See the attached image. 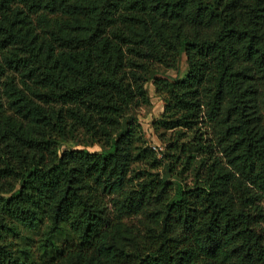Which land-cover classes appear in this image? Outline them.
<instances>
[{
  "label": "trees",
  "instance_id": "obj_1",
  "mask_svg": "<svg viewBox=\"0 0 264 264\" xmlns=\"http://www.w3.org/2000/svg\"><path fill=\"white\" fill-rule=\"evenodd\" d=\"M10 1L1 0L0 37L29 55L6 59L38 64L61 106H37V135L0 132V264H264V0H23L33 14L72 15L57 51L37 46L24 31L28 12H10ZM183 54L185 78L154 77ZM151 80L166 95L160 123L193 129L205 119L217 140L221 156L202 161L190 187L132 168L142 150L152 154L136 151L133 122L134 108L150 103ZM72 126L102 149L61 148ZM110 207L144 214L143 229L116 237ZM21 229L40 233L49 257L16 255L9 237ZM61 234L73 244L61 246Z\"/></svg>",
  "mask_w": 264,
  "mask_h": 264
},
{
  "label": "rangeland",
  "instance_id": "obj_2",
  "mask_svg": "<svg viewBox=\"0 0 264 264\" xmlns=\"http://www.w3.org/2000/svg\"><path fill=\"white\" fill-rule=\"evenodd\" d=\"M7 9L11 12H18L21 9L28 12L30 20L29 30L37 37V46L42 51L55 48L57 51L64 48L62 38L72 21V15L64 7L57 10L40 8L38 13L28 9L29 2L23 0H11ZM1 6V0H0ZM1 20V15H0ZM37 32V33H35ZM72 53L81 55V50ZM19 55L26 59L29 54L21 44L7 46L4 38L0 37V132L3 130L15 129L24 134L37 135L40 129L41 115L35 114L37 106L41 111L47 112L53 107L59 108L60 101L51 95L57 85L51 81L50 77H45L43 69L38 68L35 62H26V66H13L6 57ZM69 58L71 56L69 55ZM72 60V59H70ZM159 73L154 77L165 78L176 81L185 78L189 67L186 54H183L176 67H158ZM150 94L149 104H140L134 108L133 120L137 124L136 145L140 149L152 151L151 156H147L142 150V155L136 157L132 163V168L137 176L152 173L155 177L166 180L171 186L180 182L185 187H190L195 183L197 171L201 162H205L212 153L221 156L217 140L212 129L205 119L195 125V127L166 128L159 120L162 118L166 106V95H160L155 91L153 80L145 84ZM264 117V114H263ZM69 129L67 139L61 144L62 147L87 149L97 151L102 149L97 137L88 132L84 127L72 126ZM211 144V150L205 152L203 149L196 150L195 143ZM184 150H183V148ZM3 145L0 143V167H3ZM165 155V157H164ZM188 156H193L194 163L191 166L185 164ZM173 160V163H168ZM4 190V189H3ZM110 228L118 238L127 237L130 234L139 232L144 227L145 215L121 216L112 207L109 210ZM40 233H29L21 229L17 233H12L9 241L12 242V251L16 255L35 260H44L49 257L47 253L42 254L39 249ZM61 246L69 247L73 244V238L67 234H61L57 238Z\"/></svg>",
  "mask_w": 264,
  "mask_h": 264
}]
</instances>
